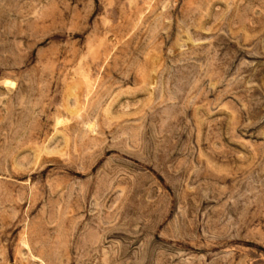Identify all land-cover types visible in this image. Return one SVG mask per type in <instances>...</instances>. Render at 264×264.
Returning <instances> with one entry per match:
<instances>
[{
    "label": "rangeland",
    "instance_id": "374dc122",
    "mask_svg": "<svg viewBox=\"0 0 264 264\" xmlns=\"http://www.w3.org/2000/svg\"><path fill=\"white\" fill-rule=\"evenodd\" d=\"M0 264H264V0H0Z\"/></svg>",
    "mask_w": 264,
    "mask_h": 264
}]
</instances>
